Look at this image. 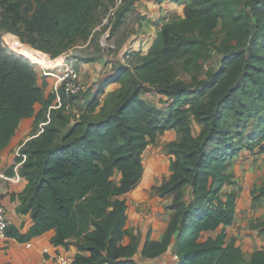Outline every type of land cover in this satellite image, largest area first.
Here are the masks:
<instances>
[{"label": "trees", "instance_id": "trees-1", "mask_svg": "<svg viewBox=\"0 0 264 264\" xmlns=\"http://www.w3.org/2000/svg\"><path fill=\"white\" fill-rule=\"evenodd\" d=\"M238 1L190 0L184 19L162 27L159 51L140 57L132 70L116 66L103 80L105 87L112 82L128 86L117 93L113 108L97 119L91 116L99 105L97 97L77 117L49 108L56 94L42 97L35 63L3 47L0 39V150L10 144L20 120L35 113L36 103H41V109L35 114L34 130L44 123L15 157L26 180L19 210L30 213L32 224L24 234L7 229L9 236L23 242L52 230V244L76 248L73 264H136L135 238L120 244L127 234V205L121 195L139 181L141 155L149 142L157 133L174 129L179 139L168 143L170 176L157 188L160 196L173 194L168 207L173 214L163 238L147 239L141 255L155 259L173 241L172 264L242 262L240 248L233 238L227 239L225 230L234 221L235 195L221 197L220 190L230 179L227 162L245 140L255 142L247 143L248 147L264 148L260 145L264 138V0H253L247 14L237 12ZM100 4L101 0H0L4 6L0 30L44 53L43 60L62 56L66 63L72 57L63 53L88 39ZM130 8L131 3L115 12L111 33L122 25ZM217 25L226 34L218 48L219 66L204 72ZM174 60H182V69L193 74L191 81L175 80ZM146 85L166 96L162 107L141 97L150 91ZM58 90L64 103L62 88ZM191 118L200 125L197 135ZM251 119L254 129L247 133ZM186 184L193 196L188 203L182 193ZM260 198L264 186L254 193L255 201ZM219 227L214 237L204 235ZM245 264H264V248L253 251Z\"/></svg>", "mask_w": 264, "mask_h": 264}, {"label": "crops", "instance_id": "crops-1", "mask_svg": "<svg viewBox=\"0 0 264 264\" xmlns=\"http://www.w3.org/2000/svg\"><path fill=\"white\" fill-rule=\"evenodd\" d=\"M189 2L190 0H162L160 2L134 0L131 2V8L126 14L127 17L125 15L126 20L129 18V15H136L140 12L141 15H147L146 19L152 20L153 23L147 24L146 21L145 27H142L143 30L141 29L140 34L137 35L138 39L125 45V50L140 52L142 55L159 51L163 45L162 27L184 19ZM124 20L120 26L122 28L125 26ZM113 33L111 34L113 35ZM6 34L13 35L4 32L3 36ZM131 34L133 35V32ZM83 68L86 69L88 67L86 64H83V67H80V69L82 70ZM37 73L39 78L40 76H46L43 78L46 82L51 78V83L53 82V78L56 79L55 77L58 76V74L56 75L52 71H42V74L40 71H37ZM93 77L94 75H92ZM41 82V79H39V83ZM113 83L115 82L108 83L106 87H111ZM53 92L56 94V89L50 93ZM43 96L44 93L42 92ZM40 109L41 103H36L35 113L20 120L10 140V144L0 150V203L4 206L6 217L10 220L9 228H13L21 234L27 232L32 224V218L29 212L22 213L19 210L21 205L20 195L24 192L26 180L18 172L20 164L15 162V157L18 155L20 146L33 133L38 132L42 128L41 124L43 122L39 123L38 129L34 130L35 114ZM75 116L77 117L78 115ZM192 122L191 126L194 128L195 121L193 120ZM196 124L198 125L196 127V132L198 133L200 125L197 122ZM178 139L179 134L174 129L157 133L155 139L149 142L141 155L143 173L139 181L131 190L121 195V198L125 200L127 205L124 227L127 230V234L124 235L120 244H127L130 241V237L135 238L136 251L133 259L136 264H152L154 262L163 264L162 260L169 257L171 264L175 262L173 241L168 250L155 259L143 257L141 249L147 239L160 241L163 238L173 214V211L168 208L173 201V194L160 196L157 188L166 183L170 176L169 164L171 155L168 153V143L177 141ZM246 147L248 146H243L227 162L226 173L229 174L230 179L220 190L221 197H224L228 193H234L235 195L234 221L225 230L227 238H233L241 252L245 251L247 249L245 246L250 244V235H256V230L250 227L249 220L261 218V221H264V199L260 198L256 202L253 199L254 195H251L252 190L264 186V148L260 149L257 145L248 147L249 150H247L245 149ZM250 150H253V153ZM11 165L14 166L10 174L8 170ZM184 191L187 192L184 199L188 203L192 200L193 196L187 184L182 187V193ZM246 219L249 223L245 221ZM220 230L221 227L216 231L206 232L204 235L213 237L215 236L213 234H216ZM52 235L53 231L49 230L22 242L7 234L4 239L0 238V264H48V262H43L45 257L43 253L44 248H47L49 251L57 249L61 252H70L75 255L77 251L72 245L52 244ZM27 244H30V246H27ZM252 252H250L249 258Z\"/></svg>", "mask_w": 264, "mask_h": 264}, {"label": "rangeland", "instance_id": "rangeland-1", "mask_svg": "<svg viewBox=\"0 0 264 264\" xmlns=\"http://www.w3.org/2000/svg\"><path fill=\"white\" fill-rule=\"evenodd\" d=\"M8 2H13L16 0H7ZM22 1V0H21ZM134 0H101L100 6L97 7V9L94 11L92 20H91V30L90 35L88 39L85 40H79L77 43L68 49L66 52L63 53V55H68L72 57L67 64L71 65V68L73 71H77L78 76L80 77V80L82 82L83 90L82 92L72 97L71 100V106L70 110H62L63 113L68 114L69 112L74 115H82L85 113V109L87 107L88 102L92 97H97L99 101L98 107L95 109V111L91 114L94 118H100L104 116L107 112H109L113 106L117 102V93L121 91V89L128 86L126 83H118L115 82L112 84V86H108L105 88V86L102 85L103 80L108 77L116 66L118 65H125L129 67V69H133L134 66L138 63L140 57L145 56L142 55L140 52H135L133 50H125V45H127L129 42L135 41L138 39L137 35L140 34L142 27H145V22L147 21V24H152V20H147V15H141L140 12L136 15H129V18L124 20L125 26L120 27L117 31L111 34L109 33V42L113 43L114 48H103L100 46L99 40L100 37L105 33L108 26L111 25L113 22L115 12L119 11L124 5H128L129 3L133 2ZM253 0H239L237 4V12L238 13H244L247 14L250 9V5L252 4ZM23 9L25 8L24 5L22 6ZM4 9L3 5H0V19H1V13ZM182 20V19H180ZM178 20V21H180ZM177 22V21H176ZM138 23V24H136ZM125 27V28H124ZM129 29V30H128ZM128 30V31H126ZM134 30V31H133ZM143 30V29H142ZM0 39L2 41V37L4 34V31L0 30ZM133 32V35L131 34ZM135 33H138L135 35ZM15 35V34H13ZM16 38H14L11 35H7L6 38L8 40V43L10 45L7 46L9 49H13L17 52H21L23 54L24 51L21 49L22 47H26L30 49L36 59L39 61L45 59V54L41 51L38 53L29 45L27 46L26 43H23L17 35H15ZM226 34L225 30L221 27V25H217L214 29L213 35H212V48H211V54L210 57L205 60L203 63L204 66V72L208 69H217L219 66V50L218 48L222 45L223 41L225 40ZM134 38V39H133ZM25 44V45H23ZM26 55V54H25ZM30 59H32L30 56L26 55ZM79 58H85L90 59L93 58V61L89 62H83L79 61L77 59ZM47 61V60H46ZM45 63L39 64L35 63V66L37 68V71L42 74V71H52L56 75H61L63 73V67L61 66L63 62V57H57L55 59L48 60ZM58 61V65L55 63ZM75 64L77 65V69L75 68ZM83 64H86L88 68L86 69H80V67H83ZM174 72H175V80L182 81V82H189L191 81L193 74L190 72H186L182 69V60H174L172 61ZM92 75L94 77L92 78ZM39 77V75H38ZM46 76H40L39 79H41V83H39L42 86V92L44 93L43 97H47L48 93L51 91H54V89H58L60 86L57 83V77L56 79L53 78V82L51 83V78L48 80V82L43 79ZM49 77V76H47ZM199 79L203 78V74H200L198 76ZM110 87V88H109ZM146 87H149L150 91L145 92L141 94V97L146 99L150 104H155L158 107H162L163 103L165 102V96L163 94H160L154 90V86L146 85ZM59 91V90H58ZM56 104V97L55 100L52 102V105ZM48 117V116H47ZM192 119V118H191ZM193 121V119H192ZM191 121V125L192 122ZM194 128H192V132L194 135L197 134V128L198 125L196 122H194ZM254 120L249 121V125L247 127L246 132L250 133L254 129ZM245 132V133H246ZM253 145L255 143L254 141H248L245 140L242 145L246 146V144ZM243 147V146H242ZM245 149L249 150L248 147ZM253 153V150H250ZM118 178V175L116 176ZM189 186V185H188ZM190 192H191V187ZM260 189V188H259ZM257 189L252 190L251 195H254L255 191ZM187 192L184 191L183 193V199L184 196L186 197ZM264 199V198H263ZM185 200V199H184ZM186 201V200H185ZM187 202V201H186ZM257 202V201H256ZM245 221L248 222L246 219ZM261 218H253L249 220V225L251 228L256 230V235H250V244L245 246L247 249L242 252L243 254V260L240 264H245L249 260V254L253 250L264 248V232L261 230V223L264 221H261ZM219 232V231H218ZM217 232V233H218ZM216 233V232H213ZM216 233V234H217ZM213 234V235H216ZM214 237V236H213ZM228 239V238H227ZM241 247V245H240ZM170 258V257H169ZM169 258L163 259V264H169L170 260ZM157 263V262H155ZM161 264V263H160ZM171 264V263H170Z\"/></svg>", "mask_w": 264, "mask_h": 264}, {"label": "built area", "instance_id": "built-area-1", "mask_svg": "<svg viewBox=\"0 0 264 264\" xmlns=\"http://www.w3.org/2000/svg\"><path fill=\"white\" fill-rule=\"evenodd\" d=\"M155 2H160L162 0H153ZM110 33V26L107 27L105 33L100 37L99 43L100 46L103 48H114L113 43L109 42V34ZM9 34H6L2 37L1 45L3 47H7L9 45L8 40L6 36ZM14 38L17 39L14 35H11ZM34 62V61H33ZM61 66H64L63 73L61 75L57 76V83L59 84V88H62V92L64 96L66 97L65 102H62V96L58 92V89L56 90V104L51 105L49 108H60L61 110H70L71 106V97L79 95L83 90V85L80 80V77L77 74V71H73L71 68V65H68L67 62L62 63ZM48 116V114H47ZM42 123L41 125H43ZM42 129V128H41ZM40 129V130H41ZM38 131L37 133H39ZM261 146H264V138L261 141ZM10 226V220L6 217L4 206L0 203V238H5L7 236V229ZM27 246H30V244H27ZM43 253L45 254V257L43 259V262L48 264H73L74 262V254L70 252H61L59 250H53L49 251L47 248H44Z\"/></svg>", "mask_w": 264, "mask_h": 264}, {"label": "bare ground", "instance_id": "bare-ground-1", "mask_svg": "<svg viewBox=\"0 0 264 264\" xmlns=\"http://www.w3.org/2000/svg\"><path fill=\"white\" fill-rule=\"evenodd\" d=\"M21 49H23L24 53L28 56H30L32 59V61L36 62V63H39V64H42V63H45V60H40L39 61L36 59V57L34 56L33 52L26 48V47H22ZM47 62V61H46ZM57 65L59 64L58 61L55 62Z\"/></svg>", "mask_w": 264, "mask_h": 264}, {"label": "water", "instance_id": "water-1", "mask_svg": "<svg viewBox=\"0 0 264 264\" xmlns=\"http://www.w3.org/2000/svg\"><path fill=\"white\" fill-rule=\"evenodd\" d=\"M27 57V56H26Z\"/></svg>", "mask_w": 264, "mask_h": 264}]
</instances>
